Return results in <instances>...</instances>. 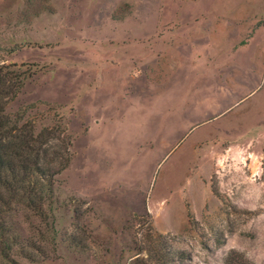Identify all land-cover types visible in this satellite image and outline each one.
Listing matches in <instances>:
<instances>
[{"label":"rangeland","instance_id":"374dc122","mask_svg":"<svg viewBox=\"0 0 264 264\" xmlns=\"http://www.w3.org/2000/svg\"><path fill=\"white\" fill-rule=\"evenodd\" d=\"M0 66L70 140L0 264H264V0H0Z\"/></svg>","mask_w":264,"mask_h":264},{"label":"trees","instance_id":"16d2710c","mask_svg":"<svg viewBox=\"0 0 264 264\" xmlns=\"http://www.w3.org/2000/svg\"><path fill=\"white\" fill-rule=\"evenodd\" d=\"M5 70L0 66V200L21 202L37 210L52 198L54 179L70 161V140L53 146V129L36 132L21 116L12 117L5 112L6 103L21 88L20 76L9 75ZM4 229L0 223V230ZM183 255V251H172L170 256L175 261L183 259Z\"/></svg>","mask_w":264,"mask_h":264},{"label":"crops","instance_id":"0c3cea01","mask_svg":"<svg viewBox=\"0 0 264 264\" xmlns=\"http://www.w3.org/2000/svg\"><path fill=\"white\" fill-rule=\"evenodd\" d=\"M240 82V81H239ZM242 83H244L243 81H242ZM241 90H244L245 89V86L244 85H241L240 87H239Z\"/></svg>","mask_w":264,"mask_h":264}]
</instances>
